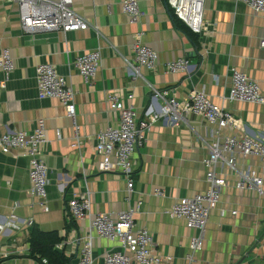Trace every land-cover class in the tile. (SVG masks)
<instances>
[{
  "label": "crops",
  "instance_id": "0c3cea01",
  "mask_svg": "<svg viewBox=\"0 0 264 264\" xmlns=\"http://www.w3.org/2000/svg\"><path fill=\"white\" fill-rule=\"evenodd\" d=\"M121 1L74 0V9L88 19L89 29L28 33L22 28L17 3L0 0V52L9 49L16 64L5 87L0 86V129L30 131L44 119L48 140L42 157L49 168V210L45 211L30 191V158L17 150L0 151V222L18 204L15 212L24 223L19 230L0 233V264H41L31 255L29 238L34 228L57 232L62 238L58 252L77 264L81 253L77 239L88 222L73 219L66 203L87 185L94 212L126 210L141 197V210L135 213L138 226L151 231L160 254L173 257L170 264H187L191 239L200 231L168 211L178 199L207 190L203 160L215 127L196 114L177 123L167 116L153 123L134 155L135 191L129 198L121 172L98 168L103 157L95 147L96 135L117 126L120 119V113L111 110V95L145 118L152 107L157 110L162 104L153 98L152 86L170 90L179 100L195 89H205L212 101L224 104L246 124L248 134L264 137V104L223 100L233 67L256 80L264 93V12L253 11L243 1L205 0V29L197 34L174 14L168 0H140L142 13L134 21ZM137 40L158 53L156 67L143 68L144 78L135 77L126 63L135 60ZM96 48L101 49V65L95 77L86 81L74 61ZM180 58L188 60V68L169 70V64ZM46 62L53 63L73 87L75 118L59 99L38 96L37 66ZM75 123L83 139L81 152L73 145ZM248 165L264 179L257 158L240 160V167ZM223 168L227 185L210 215L197 264H264V194L238 189L236 175ZM29 219L33 224L28 226ZM120 248L118 242L96 236L94 264H104L105 252Z\"/></svg>",
  "mask_w": 264,
  "mask_h": 264
},
{
  "label": "built area",
  "instance_id": "2783aa9c",
  "mask_svg": "<svg viewBox=\"0 0 264 264\" xmlns=\"http://www.w3.org/2000/svg\"><path fill=\"white\" fill-rule=\"evenodd\" d=\"M17 3L19 18L25 32L38 31H80L89 29L87 18L74 9V0H9ZM112 1V0H110ZM243 1L255 12H264V0ZM123 10L134 21L142 13L140 0H122ZM205 0H168L174 14L181 19L194 33H202L204 26ZM264 47V38L261 41ZM135 60L126 59L127 65L134 71L135 77H143V68L152 70L156 67L158 53L152 47L137 40L134 44ZM100 48L79 55L74 66L86 81L97 74L101 65ZM188 60L180 58L169 64L172 72L186 70ZM16 67L15 59L7 48L0 52V68L4 80L0 82L5 87L12 71ZM229 93L223 96L225 101H240L264 104V93L259 83L245 72L233 67L231 69ZM38 96L40 98L59 99L68 115L75 118V91L68 83L65 75L58 72L57 67L50 62L37 66ZM152 96L161 100L160 108L148 112L144 118H139L134 106H125L116 95L110 96L111 110L120 113L119 124L115 127L99 131L96 135V149L102 160L99 170L121 172L127 180V197L134 194V155L144 145L146 134L153 123L162 117H170L172 121L187 119L189 114L202 115L215 128L212 139L206 141L209 154L204 158L206 169L207 190L193 196L178 199L168 211L172 217L185 219L188 227L195 228L200 233L191 239L187 264H197L196 254L204 246V231L211 213L218 207L223 188L227 185L224 166L236 175L238 189H253L264 194V179L252 165L240 167V160L250 157L257 158L264 167V137L248 134L246 124L237 118L224 104L212 101L205 89H195L189 96L179 100L168 89L152 86ZM132 97V95H131ZM75 123L73 145L81 152L82 136L78 133ZM232 133H223L224 130ZM48 138L44 119H40L33 130H2L0 129V151L11 154L17 150L19 155L30 158L31 194L38 199L45 211L49 210L47 185L49 184V168L43 159L44 145ZM86 174V171H85ZM162 194L161 190H157ZM92 190L87 185L84 191L73 194L67 201L66 208L75 220H87L84 233L77 239L80 245V255L77 264H94V239L96 236L118 242L120 249L106 251L104 264H170L173 257L158 252L156 241L151 231L139 227L135 213L142 207L143 199L138 197L135 205L119 212H94L92 209ZM13 211L4 222H0V233L14 229L19 230L23 222ZM32 225L33 219L26 221ZM61 243L56 245L60 249Z\"/></svg>",
  "mask_w": 264,
  "mask_h": 264
},
{
  "label": "trees",
  "instance_id": "16d2710c",
  "mask_svg": "<svg viewBox=\"0 0 264 264\" xmlns=\"http://www.w3.org/2000/svg\"><path fill=\"white\" fill-rule=\"evenodd\" d=\"M61 240L57 232H44L34 228L29 238L32 257L37 258L41 264H71L72 258L59 253L56 248Z\"/></svg>",
  "mask_w": 264,
  "mask_h": 264
}]
</instances>
